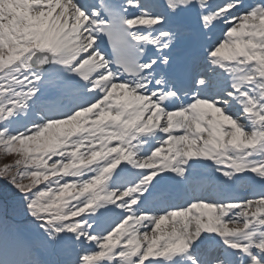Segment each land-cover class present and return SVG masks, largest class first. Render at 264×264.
Wrapping results in <instances>:
<instances>
[{"label": "snow or ice", "instance_id": "obj_1", "mask_svg": "<svg viewBox=\"0 0 264 264\" xmlns=\"http://www.w3.org/2000/svg\"><path fill=\"white\" fill-rule=\"evenodd\" d=\"M0 264H264V0H0Z\"/></svg>", "mask_w": 264, "mask_h": 264}, {"label": "trees", "instance_id": "obj_2", "mask_svg": "<svg viewBox=\"0 0 264 264\" xmlns=\"http://www.w3.org/2000/svg\"><path fill=\"white\" fill-rule=\"evenodd\" d=\"M10 162H11V157L7 158V157L0 156V166H2L5 163H10Z\"/></svg>", "mask_w": 264, "mask_h": 264}]
</instances>
